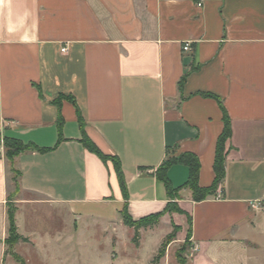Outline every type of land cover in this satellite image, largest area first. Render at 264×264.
Listing matches in <instances>:
<instances>
[{"label": "crops", "instance_id": "1", "mask_svg": "<svg viewBox=\"0 0 264 264\" xmlns=\"http://www.w3.org/2000/svg\"><path fill=\"white\" fill-rule=\"evenodd\" d=\"M224 112L222 198L195 202L183 188L184 213L161 222L190 234V264H264V0H0V139L27 149L15 159L14 204L28 242L14 252L25 264H71L91 226L110 238L105 264L118 263L123 210L139 221L167 208L156 172L168 155L197 156L199 186L213 184ZM168 178L182 187L189 168L173 165ZM13 188L5 156L3 264L15 261L6 254Z\"/></svg>", "mask_w": 264, "mask_h": 264}, {"label": "trees", "instance_id": "2", "mask_svg": "<svg viewBox=\"0 0 264 264\" xmlns=\"http://www.w3.org/2000/svg\"><path fill=\"white\" fill-rule=\"evenodd\" d=\"M63 100H70L71 102L76 104L73 98L64 95H61L59 97L58 103H61ZM78 114H79V120L82 122V117L79 110H78ZM224 121H225V128L217 143L216 159L214 164L215 180L213 184L209 187L199 186L198 179H199V172L201 165L197 156L193 154H180V155H171V156L168 155L167 159L157 169L156 172L157 178L165 184L167 194L170 199L167 208L162 213L151 215L139 221H133V219L128 215L125 209L123 210L122 214H123L124 224L127 227L134 229L136 231V234H139L141 229L153 227L159 224L160 220L167 214L184 213L183 210L178 205V201L181 199L179 192L183 188H188L191 190L192 198L193 201L195 202H202L208 200L209 198L216 197V194L226 177V157H227L226 144L228 140L231 138V134H232L231 123L226 112H224ZM85 144L89 150L96 153L99 157H101V159L105 161L111 159L110 157L103 155L92 142L86 141ZM5 145H6V157L10 163L20 153L27 150L26 147L21 142L12 139L6 140ZM115 160H116L115 169L119 176L121 188L123 189V192L126 196L127 187L124 180L123 171L119 161L117 162V159ZM176 164H182L189 168V178L187 182L182 187L179 188H174L168 178L169 169ZM10 173L11 175H13L14 173L13 166L10 167ZM19 179H20L19 171H17L16 177L11 176V182L14 186V197H17L20 191ZM12 197L13 196L10 193L9 200H11ZM15 216H16V207L15 205L13 206L11 205V203H9V208H8L9 227H8V238L6 240V246H7L6 254L12 255L14 260L17 261L18 263L25 264V260L20 255L16 254L13 250L16 244H18L20 241L28 242L27 239H24L19 235L18 228L16 226ZM179 229L180 228H178L177 226H174L173 232L170 233L161 244V247L157 255L154 257L152 264H160V261L166 255V250L168 246L174 241V238L176 236V231ZM188 238H190V234L188 235ZM134 242L135 243L137 242L136 239H134ZM179 264H183V263H179Z\"/></svg>", "mask_w": 264, "mask_h": 264}, {"label": "rangeland", "instance_id": "3", "mask_svg": "<svg viewBox=\"0 0 264 264\" xmlns=\"http://www.w3.org/2000/svg\"><path fill=\"white\" fill-rule=\"evenodd\" d=\"M15 159L10 163V167L13 166L14 169V173L11 175L13 177H16V173L18 171L15 164ZM20 194L21 193L19 191L17 197H19ZM11 195L13 196L11 199V205L14 206V201L17 198L14 197V188L13 191H11ZM161 220L159 224L153 227L141 229L139 234H136L134 229L123 224L122 228L119 229L117 234V237L119 238L117 252L121 259L116 264H129L131 262L134 263L135 257L131 256L132 253L138 254V264H150L149 262L151 258L157 255L161 244L165 238L173 232L174 226H176L174 221L171 222L170 220H166L161 222ZM99 230L100 229L91 226L85 227L82 233L77 236L72 247L70 248V251L73 254L70 260L71 264H79V262L80 264H105L103 258L106 257V254H108L110 248V238L102 237V234L99 232ZM180 232L181 229L176 231L174 241L168 246L166 255L160 261V264H190L191 242L189 241L188 235L187 237L181 236ZM134 239H136V243L134 242ZM67 251H69V249ZM22 252L25 254L28 253L24 249ZM7 256L10 257L11 255ZM0 264H3L1 259ZM5 264L18 263L12 259H8Z\"/></svg>", "mask_w": 264, "mask_h": 264}, {"label": "built area", "instance_id": "4", "mask_svg": "<svg viewBox=\"0 0 264 264\" xmlns=\"http://www.w3.org/2000/svg\"><path fill=\"white\" fill-rule=\"evenodd\" d=\"M184 51H191V45L190 44H185L184 46ZM66 49H63V52H65ZM6 156V145H5V141L3 139H0V158H4ZM216 198L220 199L222 198V193L221 192H217L216 194ZM194 252L198 251V247L194 246L193 247Z\"/></svg>", "mask_w": 264, "mask_h": 264}]
</instances>
